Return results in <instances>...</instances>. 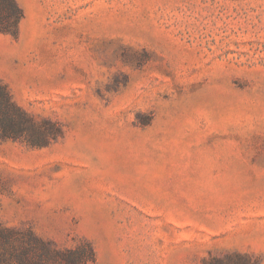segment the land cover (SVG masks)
Returning a JSON list of instances; mask_svg holds the SVG:
<instances>
[{
	"label": "rangeland",
	"instance_id": "374dc122",
	"mask_svg": "<svg viewBox=\"0 0 264 264\" xmlns=\"http://www.w3.org/2000/svg\"><path fill=\"white\" fill-rule=\"evenodd\" d=\"M0 85L40 145L0 138V254L264 264V0H16Z\"/></svg>",
	"mask_w": 264,
	"mask_h": 264
},
{
	"label": "trees",
	"instance_id": "16d2710c",
	"mask_svg": "<svg viewBox=\"0 0 264 264\" xmlns=\"http://www.w3.org/2000/svg\"><path fill=\"white\" fill-rule=\"evenodd\" d=\"M23 18L22 9L16 0H0V32L17 36L18 26ZM35 121L12 99L10 92L0 85V138L40 145L44 139ZM10 230L0 228V237H6ZM95 260V251L90 243L76 248L59 249L49 241L29 235L22 242L18 253L10 257L0 254V264H90Z\"/></svg>",
	"mask_w": 264,
	"mask_h": 264
}]
</instances>
